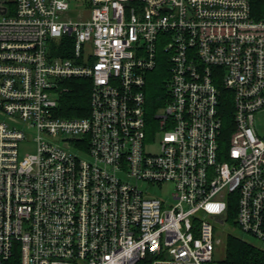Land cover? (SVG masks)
Here are the masks:
<instances>
[{"label": "built area", "instance_id": "1", "mask_svg": "<svg viewBox=\"0 0 264 264\" xmlns=\"http://www.w3.org/2000/svg\"><path fill=\"white\" fill-rule=\"evenodd\" d=\"M84 1L1 4L0 264H224L215 223L230 206L264 242V20L250 0H88L72 19ZM73 78L92 83L88 117L59 115ZM168 184L170 200L152 193Z\"/></svg>", "mask_w": 264, "mask_h": 264}, {"label": "trees", "instance_id": "2", "mask_svg": "<svg viewBox=\"0 0 264 264\" xmlns=\"http://www.w3.org/2000/svg\"><path fill=\"white\" fill-rule=\"evenodd\" d=\"M12 8V13L16 10V0H1ZM252 15L256 20H264V0H250ZM10 11V10H9ZM61 53H55V55ZM63 55V54H62ZM168 73L161 65L152 71L147 79L146 96L148 116L154 121V116L165 105L167 99L166 79ZM92 83L88 79L73 78L66 80L62 86L60 95L59 115L67 118H85L90 114V98ZM227 99L225 107L230 106ZM227 115L226 127L230 128L232 119ZM235 207L230 206L227 215L228 223L235 224ZM226 260L224 264H264V250L244 241L236 235L230 234L226 237Z\"/></svg>", "mask_w": 264, "mask_h": 264}, {"label": "rangeland", "instance_id": "3", "mask_svg": "<svg viewBox=\"0 0 264 264\" xmlns=\"http://www.w3.org/2000/svg\"><path fill=\"white\" fill-rule=\"evenodd\" d=\"M78 3H73L71 5V10H70V17L72 19H77V14L79 12H82V16H84V13H86V11L88 10L87 4L88 0L84 1L82 4V6L76 8ZM8 6V5H7ZM10 13H12V8L9 7ZM9 13V14H10ZM79 15V14H78ZM79 17V16H78ZM3 119L2 116H0V120ZM261 123V121H260ZM35 151V145L33 143H29V144H22L21 145V152L22 155L26 154V153H33ZM173 189V186L168 184L166 185L163 189L160 188H154L153 189V194H155L156 196L166 199V200H170L171 199V191ZM215 230L218 234H220V236L222 237L223 240V244L220 245L218 247L219 250V254L216 255L218 260L223 259L226 256V252H227V248H226V235L227 234H233L238 236L239 238L243 239L244 241H247L248 243L254 245L255 247L264 250V242L243 232L238 226H236L235 224H231V223H227V224H221V223H215Z\"/></svg>", "mask_w": 264, "mask_h": 264}, {"label": "water", "instance_id": "4", "mask_svg": "<svg viewBox=\"0 0 264 264\" xmlns=\"http://www.w3.org/2000/svg\"><path fill=\"white\" fill-rule=\"evenodd\" d=\"M2 3H3V1L0 0V13L1 14H5L6 13V8L1 5Z\"/></svg>", "mask_w": 264, "mask_h": 264}]
</instances>
